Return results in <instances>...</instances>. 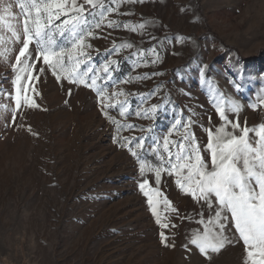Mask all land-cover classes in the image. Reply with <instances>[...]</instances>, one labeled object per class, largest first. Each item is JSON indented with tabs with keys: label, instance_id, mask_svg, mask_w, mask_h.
Returning <instances> with one entry per match:
<instances>
[{
	"label": "rangeland",
	"instance_id": "374dc122",
	"mask_svg": "<svg viewBox=\"0 0 264 264\" xmlns=\"http://www.w3.org/2000/svg\"><path fill=\"white\" fill-rule=\"evenodd\" d=\"M117 2L118 12L108 18L120 27L105 21L95 30L89 66L118 61L111 65V79L102 77L98 84L105 103L115 105L109 115L136 126L119 135L145 136V148L137 151L147 164L160 163L152 151L157 141L167 159L163 138L179 141L189 121V134L206 145L204 129L214 131L222 123L214 107L217 95L225 107L240 106L228 118L238 119L241 128L264 123V0ZM124 24L144 27L132 31ZM0 35L10 34L0 26ZM7 47L12 51L0 57V105L8 109H0V264H244L243 242L228 222L230 242L219 252L208 256L190 244L214 212L184 193L167 171L159 185L154 172L140 175L137 157L114 143L116 125L101 112L94 90L34 70L40 78L31 83L39 95L26 94L39 107L20 108L13 122L11 65L19 44ZM152 105L157 109L144 115ZM121 106L127 109L123 117ZM177 121L181 124L174 128ZM149 128L150 133L141 131ZM249 136L254 143L255 133ZM143 179L160 189L156 199L166 197L179 213L158 203L166 229L156 223L140 191Z\"/></svg>",
	"mask_w": 264,
	"mask_h": 264
},
{
	"label": "snow or ice",
	"instance_id": "6c2138e0",
	"mask_svg": "<svg viewBox=\"0 0 264 264\" xmlns=\"http://www.w3.org/2000/svg\"><path fill=\"white\" fill-rule=\"evenodd\" d=\"M119 2L132 3L138 0ZM113 4L116 7H113ZM118 8L117 0H8L7 3L0 0V26L10 34L7 38L0 35V57L6 59L12 51L7 44H19L15 62L11 65L15 73L12 83L16 86V107L11 111L13 122L20 108L39 107L34 99L26 94L32 90L35 95H39L31 83L40 78L34 74V70L41 74L51 72L57 81L67 80L71 84L84 85L94 90L99 97L101 112L116 125L117 136L114 137V143L126 148L133 157H137L140 161V175L143 177L146 171L154 172L156 183L159 185L161 172L167 171L170 176H175L176 185L184 193L214 212L213 217L205 224L203 232L194 233L190 244L197 246L200 253L208 256L219 252L230 242L225 235L228 231L225 222H228L234 227L237 240L243 242L244 264H264V123L257 128H241L238 119L231 121L228 118V113H238L240 106L229 102L225 107V101L217 95L214 107L222 123L215 127L214 131L204 129L207 133L206 145H199L196 137L189 134V121L183 125L185 133L179 141H172L168 136L163 138V152L167 154V159L160 153L157 141L152 151L160 163L155 167L147 164L137 151L145 148V136L119 135L123 128L133 129L136 126L121 124L109 115L107 109L115 105L105 103L106 92L98 84L102 77L111 79V65L117 64L118 61L109 59L99 68L89 66V40L97 38L95 30L101 29L105 21L110 28L120 27L119 21L108 18L110 13L118 12ZM14 9L19 10L18 14H14ZM123 27L136 31L144 25L124 24ZM121 47L130 48L132 45L124 44ZM149 51L154 52V49ZM120 94L122 93H113L114 96ZM250 106L256 107L255 104ZM0 109L5 112L8 110L5 105H0ZM156 109L157 105H152L143 114L147 115ZM119 114L121 117L125 116L127 109L121 106ZM141 114L137 113L138 116ZM180 124L181 122L177 121L173 127L176 128ZM141 131L150 133L151 129ZM251 132L255 133L254 143L249 136ZM139 188L147 197L156 223L162 229L168 228L169 224L162 222L161 214L157 210L158 203L162 202L166 210L177 215L179 213L166 197L162 201L156 199L162 193L158 187H150L148 179H143ZM201 223H204L203 219ZM213 227L217 230L213 231ZM160 239L162 243L167 244L164 231L160 232Z\"/></svg>",
	"mask_w": 264,
	"mask_h": 264
}]
</instances>
